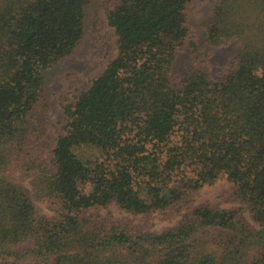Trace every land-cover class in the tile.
Wrapping results in <instances>:
<instances>
[{"label":"trees","instance_id":"obj_1","mask_svg":"<svg viewBox=\"0 0 264 264\" xmlns=\"http://www.w3.org/2000/svg\"><path fill=\"white\" fill-rule=\"evenodd\" d=\"M94 1L0 0V264H264V0L217 2L201 30L207 48L237 43L233 62L180 86L172 67L183 46L211 65L187 15L196 0H114V59L64 109L49 163L31 160L44 73L77 51ZM221 178L255 227L237 211L193 206ZM35 202L58 219L39 217ZM111 206L189 219L154 234L88 213Z\"/></svg>","mask_w":264,"mask_h":264},{"label":"rangeland","instance_id":"obj_2","mask_svg":"<svg viewBox=\"0 0 264 264\" xmlns=\"http://www.w3.org/2000/svg\"><path fill=\"white\" fill-rule=\"evenodd\" d=\"M219 0H196L187 9L190 25L194 29L197 43L210 54L205 62H196L195 55L186 44L183 46L173 63L172 71L180 86L198 69H208L214 78H219L224 68L230 67L234 59L237 43L221 49L206 47L203 22L210 16L213 7ZM114 0H96L86 8V24L84 39L77 51L49 71L45 72V100L30 116L32 134L29 155L31 160H41L48 164L54 150L56 140L67 132L64 109L75 104L78 97L88 90L93 79L98 77L115 57L114 31L106 21V11L113 9ZM98 151L80 152L83 158H96ZM19 165L15 171V179L20 187L32 194L30 181L19 180ZM209 205L214 210H234L239 212L240 219L253 227L246 206L237 198L234 186L225 178L218 180L213 186L198 191L193 199V206ZM39 217L58 219L54 206L49 202H35ZM178 208L167 212L153 214L152 220L144 216H136L119 210L115 206L88 212L96 213L112 222H127L137 228L148 229V232L161 234L180 227L188 221V213H179Z\"/></svg>","mask_w":264,"mask_h":264}]
</instances>
